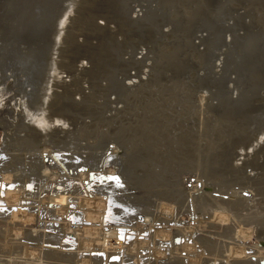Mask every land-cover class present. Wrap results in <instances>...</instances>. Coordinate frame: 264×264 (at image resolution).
I'll use <instances>...</instances> for the list:
<instances>
[{"label": "rangeland", "instance_id": "rangeland-1", "mask_svg": "<svg viewBox=\"0 0 264 264\" xmlns=\"http://www.w3.org/2000/svg\"><path fill=\"white\" fill-rule=\"evenodd\" d=\"M0 2L22 7L19 17L3 30L8 36L19 38L18 48L11 47V52L17 48L15 55L10 53L7 60L17 61L14 76L19 81L15 82V77L10 76L7 84H44L46 95L43 93L39 99L45 103L43 110L36 114L27 109L28 114L39 118L49 116L51 111L57 149L62 150V142L72 141L77 149L94 154L105 150L110 155L111 148L117 145L128 147L127 161H131L134 173L141 174L137 183L144 185L145 177L147 186L159 181L154 185H164L168 195L175 193L181 200L195 185L199 171L203 174L207 171L206 175L218 176L229 184L234 179L235 161L240 159V155L235 154L238 149L242 146L261 148L257 156L261 165L258 173L264 186V140L254 139L257 134L264 135V0ZM0 75V78L9 76L4 72ZM50 85L53 87L48 93ZM195 105L200 108L199 115H204L203 125L193 115ZM32 131L42 135L47 132ZM199 134L203 137L201 140ZM205 135L217 143L219 151L205 153ZM99 148L102 151L99 152ZM165 148H168L166 154ZM119 153L123 154L124 150ZM161 156L166 157L163 166L155 163ZM250 168L247 167L248 173H251ZM148 175H157L160 179L153 180ZM178 180L183 190L180 193L176 192ZM153 187L141 186L137 191H155ZM241 194L250 196L246 191ZM149 195L151 199L155 197L152 192ZM186 205L182 212L184 217L188 216L184 210ZM159 209L157 212L164 214V207L159 206ZM173 209L177 213V208ZM141 211L133 213V219L128 218L124 223L126 241L127 233H134L132 238H135V232L129 228L135 218L144 217ZM159 222L156 225L159 226ZM108 224L117 223L111 220ZM26 229L12 231V237L16 234L27 237ZM158 238V244L171 243L164 237ZM246 253L250 254L251 249ZM104 258L108 264L127 263L121 262V255L117 253L104 254Z\"/></svg>", "mask_w": 264, "mask_h": 264}, {"label": "bare ground", "instance_id": "bare-ground-1", "mask_svg": "<svg viewBox=\"0 0 264 264\" xmlns=\"http://www.w3.org/2000/svg\"><path fill=\"white\" fill-rule=\"evenodd\" d=\"M5 3L0 2V73L4 72L9 76L0 78V228H3L0 230V263L108 264L104 254L117 253L121 255V262L129 264H159L160 261L162 264H264V186L261 184L263 178L258 173L261 165L257 159L261 148L258 150L247 146L249 151L246 146L241 145L239 152L235 153L236 156L240 155V159H236V166L233 165L234 179L229 184L218 176L206 175V170L204 174L199 171L195 185H192L191 190L188 189L189 192L185 190L186 194L181 200L175 193L173 196L170 195L172 193L168 195L163 184V187H159L157 183L154 185L159 181L147 186L145 177V186L139 185L137 180L138 177L141 178V174L134 173L131 161H127L130 156L128 147L117 145L111 148L110 155L105 150L100 152L102 148H99L100 153L94 154L77 149L72 141L62 142L64 146L60 151L57 149L59 145L54 143L55 126L52 125L51 111L49 116L41 118L28 114V107L36 114L43 110L45 103H41L39 99L43 93L46 95L43 92L44 84H7L10 76L15 77V82L19 81L14 76L17 61H7L9 54L17 50L19 38L10 37L3 30L19 17L22 7L20 4L6 6ZM13 46L17 48L11 52ZM52 87L48 86V93ZM6 94L9 96L6 97ZM40 103L41 106L38 105ZM198 109L200 108L194 109L193 115L203 125L204 115H199ZM32 129L47 132L42 135ZM261 134L253 136L257 142L264 140V135ZM207 136L203 139L205 153H216L220 147L218 150L217 143ZM198 137L199 140L203 138L200 134ZM167 143L169 145L170 141ZM256 147H259L258 144ZM121 149L124 150L123 154L119 153ZM166 150L168 148L163 150L164 153H167ZM76 151L83 154H77ZM156 154L159 155L160 152ZM250 157L253 160L248 159ZM110 158L113 160L110 161ZM165 159L161 156L155 163L163 166L166 164ZM247 167H252L251 173H248L251 168L248 171ZM153 169H156L155 166ZM198 170L199 168L196 171ZM115 175L118 179H108ZM152 177L153 180L160 179L157 175L149 176L151 179ZM175 184L179 187H176L177 193L183 191L179 180ZM235 185L239 188L236 189ZM141 186H154L155 191L146 190V195L145 191H137ZM243 191L249 192L250 196H243ZM151 192L155 194L153 199L149 195ZM214 192L218 194H213ZM226 194L227 197L223 196ZM186 203L184 210L188 213V218L182 213ZM159 206L164 207V214L157 212ZM173 208H177V213ZM138 211L144 217L135 218L130 224L129 229L136 235L132 238L134 233H127L129 237L126 241L124 223ZM111 220L117 224H108ZM158 220L161 221L159 226L156 225ZM172 221L174 225L171 226ZM25 227L27 237L18 234L12 237V231ZM158 236L171 243L167 245L165 241L163 244L166 247L158 244ZM249 240L253 242L249 243ZM247 249H251L250 254L246 253ZM1 254L10 258L6 259Z\"/></svg>", "mask_w": 264, "mask_h": 264}, {"label": "snow or ice", "instance_id": "snow-or-ice-1", "mask_svg": "<svg viewBox=\"0 0 264 264\" xmlns=\"http://www.w3.org/2000/svg\"><path fill=\"white\" fill-rule=\"evenodd\" d=\"M57 123L59 124V123H60V121H57ZM65 127H66V125H65ZM108 179H118V178L109 177Z\"/></svg>", "mask_w": 264, "mask_h": 264}]
</instances>
